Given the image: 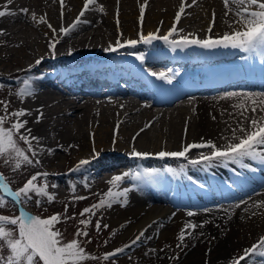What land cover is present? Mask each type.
<instances>
[{
    "label": "bare ground",
    "instance_id": "bare-ground-1",
    "mask_svg": "<svg viewBox=\"0 0 264 264\" xmlns=\"http://www.w3.org/2000/svg\"><path fill=\"white\" fill-rule=\"evenodd\" d=\"M181 3L182 0H147L145 5V0H96L80 18L87 23L64 36L61 26L68 27L76 20L84 0H64L63 19L60 0H0V11L15 13L0 17L4 33L0 35V99L9 102V113L19 109L30 113L20 120L28 121L29 138L38 137L39 142L31 141L35 156L26 151L33 160L28 170L31 175L48 173L47 177H38L37 183H47L50 194L57 198L83 196L102 187L125 164L133 172L156 169L150 181L131 179L121 186L132 189L128 204L111 208L108 214L120 231L119 238L135 240L143 231V240L155 233V246L163 245L164 252L174 249L181 254L178 259L166 260L161 248L151 252L154 247L145 246L148 256L158 257L161 264H224L247 233L260 231V235L264 231V208L255 206L264 200V189L244 200L229 201L237 193H231L233 187L243 192L264 181V163L250 158L241 163L213 161L209 165L190 164L182 173L179 170L172 174L165 168L169 163L197 159L201 153L209 155L210 149H193L185 158L161 159L155 154L182 151L188 144L209 140L221 149L238 143L245 134L239 131L240 126L250 130L252 118L264 117L260 110L264 105H259L264 100V54L232 48L203 49L197 45L173 51L163 40L138 42L134 48L125 46L116 52L104 50L115 46L118 39L121 43L139 41L141 32L164 36L173 24L178 32L170 40L184 36L217 39L240 27L235 23L236 6L232 5L233 11L225 15L228 10L223 0H197L195 4L184 0L185 13L177 22L175 16ZM141 5H145L142 22ZM101 6L103 12L99 11ZM25 8L27 13L21 11ZM33 13L36 21L43 17L46 23L33 21ZM47 24L56 30L55 35ZM54 40L59 43L51 49L49 43ZM141 54L145 56L143 63L136 59ZM234 56L239 57L229 63L244 75L213 78L212 74L222 70L226 60ZM41 58L37 65L36 60ZM196 70L208 78L200 81ZM152 72H165L173 77L172 82L150 75ZM26 76L34 77L30 83L35 94L21 99L15 93L23 87ZM121 81L126 82L127 91L119 87ZM227 87L235 90L219 91ZM228 93L238 95L228 97ZM245 94H254L257 105L245 100L242 108L236 107ZM254 106L255 114L251 111ZM41 112L43 116L37 123ZM8 118L11 124L15 122L14 117ZM21 132L27 134L25 129ZM20 143L28 149L27 144ZM133 148L150 155L132 157ZM48 149H52L51 154ZM260 150L264 151V146ZM81 159L91 163L72 171ZM193 179L198 183L207 181L212 189L206 185L204 190L212 193L211 198L216 203L223 198L227 203L205 206L209 197ZM191 192H196L198 198ZM161 195L168 205L154 203ZM240 201L247 203L237 208ZM175 205L181 206L174 210ZM188 211L195 215L189 217ZM173 213L175 216L165 223ZM187 222L203 227H197L192 236L186 237L184 246L176 249L171 237L179 225Z\"/></svg>",
    "mask_w": 264,
    "mask_h": 264
},
{
    "label": "snow or ice",
    "instance_id": "snow-or-ice-1",
    "mask_svg": "<svg viewBox=\"0 0 264 264\" xmlns=\"http://www.w3.org/2000/svg\"><path fill=\"white\" fill-rule=\"evenodd\" d=\"M12 0H8V3H11ZM119 2V0H118ZM197 0H192V3L195 4ZM225 8L228 12L233 11L232 5H235V15L238 17L235 23L239 24L238 29L233 30L231 33H225L222 37L213 39L209 36L206 39H199L196 37L189 38L188 36L181 37L179 40H170L169 38L178 32L176 24H173L169 32L164 36H159L156 33H148L144 35L142 32L139 36V41L137 40H127L124 43H121L118 39L115 46L109 45L108 48L104 49L109 52H116L120 48L125 46L135 47L138 42L144 44H152L155 40H163L167 45H170L172 50L175 51L177 48L183 49L190 45H197L203 49H216V48H232L239 49L243 52H252L257 54H264V0H223ZM96 0H84L83 9L81 10L79 16L76 20L69 25L68 27L60 28V32L64 36L70 35L71 32L78 29L81 23H87V21H82L80 18L85 15V12L89 10L91 5H94ZM147 0H145V5ZM145 5L140 7V20L143 21ZM61 6V19H63V9H64V0H60ZM103 6L99 8V11L103 12ZM22 12L27 13L28 9H21ZM185 13L184 0H182L181 7L176 13L175 20L180 21L181 15ZM6 15H15L12 12L0 11V17ZM215 14L213 13V17ZM33 21H36L35 13L32 14ZM38 23H46L44 18H40ZM118 23V21H117ZM47 27L52 29L51 24H47ZM53 34L55 35L56 30L52 29ZM211 31V26L209 28ZM3 31L0 30V35H3ZM59 43V40H54L49 43V48L54 49L55 44ZM41 59L36 60V64L41 63ZM136 59L143 63L145 61V56L143 54L137 55ZM150 75L157 77L160 80H165L168 83L172 82V76L166 75L165 72L155 73L152 72ZM34 77L26 76L22 81L23 87L19 88L16 91V96L23 99L24 97H30L35 94V89L32 87L30 81ZM3 86L0 85V88ZM236 93H228V97L237 96ZM254 94H245L241 99V103L236 107L242 108L244 106L245 100H252L253 105H257V101L253 99ZM223 99V97H222ZM259 105H264V100L259 101ZM0 106L3 107L6 115H0V160L4 164H11L13 170H18L24 164L31 165L33 160L30 159L29 155L26 154V150L19 145L18 141H23L28 145L27 151L32 152V155L35 156L36 152L32 148V140L39 142V138L31 136V129H26L28 123L27 120H20V117H24L30 113H27L24 109H19L8 112L9 102L0 101ZM261 111H264V107L260 108ZM251 111L255 114L257 107L254 106L251 108ZM244 113L241 112V116ZM8 116L14 117L15 122L11 126H6ZM43 113H40V116L37 117L36 122L39 123L42 118ZM215 119V117H213ZM247 119V117H245ZM250 130L245 129L242 125L239 128V131L245 133L239 138L238 143H230L227 147L221 149L218 148L211 140L201 143H191L183 148L182 151L178 152H167L160 151L156 153L159 158L163 159L165 157L173 158H185L187 154L193 149H204L209 148L210 154L204 155L200 154L197 159H191L188 161L191 165H209L213 161H232L234 163H241L245 158H250L253 160H260L264 163V151H261V147L264 146V117L252 118L249 122ZM21 129H25L26 133L21 132ZM144 129H141L143 131ZM235 129L233 133L235 134ZM49 154H51L52 149H48ZM132 157L135 158H146L149 156V153L139 152L133 148L130 153ZM35 163L39 165L40 161L36 160ZM91 163L88 159H81L72 171H80L82 168L88 166ZM168 173L176 174V170L172 168L166 169ZM180 172H183V167H181ZM157 174L156 169H144L143 172H129L125 171L121 174L114 175L107 182L110 187L106 193L98 200L97 203H94L90 207H86L80 213L81 217H84L85 214L89 216H94L96 211L104 208H111L114 203H119L121 206H126L128 204V195L132 190L128 187L121 188V185L127 178H131L134 181H150L152 177ZM47 177L48 173H37L32 175L22 187L13 191L9 187V183L2 173H0V191L7 193L8 196L12 197V200L16 205H23L24 203L32 199L31 194H35L37 197L45 198L47 202L51 203L54 200V196L49 194L47 191L49 185L47 183L38 184V177ZM51 187H56V185H51ZM75 184L72 185V191L75 193ZM84 187L87 188L88 184L85 182ZM85 196H75L76 200L86 199ZM40 200L37 199V205L40 204ZM246 201H240L236 204V207L239 208L241 204H246ZM255 206L264 208V200L257 201ZM7 207V202L3 197H0V208ZM248 209L245 208V211ZM67 211V205L65 206V212ZM207 211V209L205 210ZM228 211L227 209L225 210ZM255 214V213H253ZM187 215L192 217L195 215L192 211H188ZM74 217H64V219H72ZM231 219V216H229ZM61 222V215L54 214L48 218H41L38 215H32L19 208L18 215L6 216L0 214V264H85L86 261L96 260L97 257L90 255L86 252L83 247V242L78 238L83 236L87 237L88 232L78 229L74 239L71 241L65 242L63 240L62 233L56 229L55 225ZM205 224L208 221L204 222ZM79 224L87 227L91 224L90 219H80ZM104 228H107L108 225H103ZM121 227H126V225H121ZM197 227H203V225H197L195 223L187 222L184 227L180 230L176 245L177 248H182L186 237L193 235V231ZM95 228L97 231L101 229V222L96 221ZM192 230V231H189ZM112 235H116V231L112 232ZM203 235V233H200ZM144 236V232L141 231L139 235L131 243L135 244L137 241ZM90 242V241H88ZM107 244V241H105ZM130 245H124L123 247H117L114 251L105 253L102 257L104 261H109L112 257L117 254L123 253L126 248ZM166 247H168L166 245ZM8 250V255H2L3 250ZM163 250V249H162ZM151 252H155V249H151ZM148 253H145L147 255ZM259 255L264 256V236L260 237L259 243L254 244L251 248L245 249L244 254L240 255L237 259L232 261V264H240L241 260H244L245 257L249 255ZM173 259H178V257H172Z\"/></svg>",
    "mask_w": 264,
    "mask_h": 264
},
{
    "label": "rangeland",
    "instance_id": "rangeland-1",
    "mask_svg": "<svg viewBox=\"0 0 264 264\" xmlns=\"http://www.w3.org/2000/svg\"><path fill=\"white\" fill-rule=\"evenodd\" d=\"M0 115H6L2 106H0ZM6 126H11V122L9 118L7 120ZM18 142L19 145L21 146L20 143L21 141ZM185 165L186 163L184 164L183 161H175L174 164L169 163L166 167L167 169L172 168L174 170H178L181 167L184 168ZM136 172H141V171H136ZM0 173L4 175L7 182L9 183V187L13 189V191H15V189H19L20 187H22L23 184L26 183L27 180L30 179L32 176L30 170H28V164L22 165V167L18 170H13L11 164L6 165L3 163L2 160H0ZM114 175L115 174H113L112 176ZM130 179L131 178L129 177L124 182H127ZM107 182L102 187L98 189H94L92 192L85 193L83 196L87 198L83 200H76L70 196L64 198H57L54 194L51 193V195L54 196V200L51 203L47 202L45 198L37 197L35 196V194H31L32 199L30 201L24 203L23 205H16L15 202L12 200V198H10L11 200L4 198L0 191V197H3L4 200L7 202V207L0 208V214L10 217L13 215H18L17 212L18 206H21L25 212L32 215H38L41 218H48L54 214H60L61 222L56 224L55 227L57 230H59L62 233L63 240L65 242L71 241L72 239L76 238L75 234L78 229L88 232L87 237L81 236L78 239L83 242V247L85 248L86 252L90 255L97 257V259L86 261L85 264H161L158 257L154 258L152 256H148V254L145 255V253H148L146 251L147 249L146 247H149L148 245L154 247L155 250L157 249L160 250V248L161 249L163 248V245H159V244L158 245L156 244V246L154 245L156 239L155 233H151L150 235H148L146 239L143 240L140 239L135 244L131 243L133 241L132 238L129 237L119 238L120 231L115 225L111 223L108 214L111 208H115V207L117 208L121 206V204L114 203L111 208H104L97 210L94 216H89V214H85L84 217H81L80 213L84 208L90 207L94 203H97L98 200L103 196V194L107 192V190L110 187V185ZM263 188L264 186L261 188L259 186H255L251 191H255L253 192V194H255L259 191H262ZM83 193L84 192H82V194ZM37 199L41 201L39 205H37L36 203ZM155 203L157 204L158 202ZM163 204L166 203L161 202V205ZM66 205H67V211L65 212ZM174 216L175 214L173 213L169 219L165 220V223H168ZM64 217H74V218L64 219ZM85 218L91 220V224H89L87 227L79 224V220ZM97 220L101 222V229L99 231H97L95 228V224ZM103 225H108V227L104 228ZM184 225L185 224L179 225V228H176L175 230L176 233L174 234V236L171 237L172 238L171 243L176 249H181L176 247L178 243L177 236L180 230L184 227ZM114 230L116 231L115 236L112 235V232ZM259 232L253 233L252 235L251 233H247L246 234L247 238L243 240L238 245L237 248L234 249L232 256L225 263L232 264L233 260L237 259L240 255L244 254L245 249L251 248L254 244H258L260 237L264 236V231H262L261 234L258 235ZM213 236L214 235H212L210 238L214 239ZM105 241H107V244H105ZM124 245H130V247L126 248V250L123 253L117 254L116 256L112 257L109 261H104L102 259L105 253L112 252L117 247H123ZM162 251L164 253V256H166V260H170L173 259L172 257H179L181 255L178 250H174V249L172 251L169 250V252H164L165 250ZM208 254H209L208 252L205 253L206 256ZM2 255L7 256L8 250L4 249ZM255 261L256 262L260 261V264H264V257L252 254L245 257L244 260H241L240 264H254Z\"/></svg>",
    "mask_w": 264,
    "mask_h": 264
}]
</instances>
